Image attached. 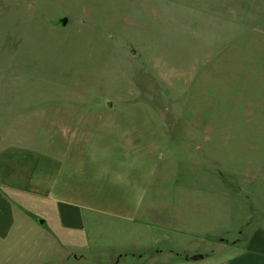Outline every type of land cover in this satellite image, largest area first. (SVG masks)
Returning <instances> with one entry per match:
<instances>
[{"label":"rangeland","instance_id":"obj_1","mask_svg":"<svg viewBox=\"0 0 264 264\" xmlns=\"http://www.w3.org/2000/svg\"><path fill=\"white\" fill-rule=\"evenodd\" d=\"M193 4L0 0V172L23 173L37 188L7 190L26 203L15 200L17 223L0 244V264L110 263L120 250L133 253L134 240L146 242L145 222L157 239L160 225L183 229L196 210L200 222L217 219L195 240L209 251L232 241L226 220L233 225L263 208L264 60L258 47L199 46ZM81 148L85 168L64 167L69 199L74 187L84 190L74 199L90 205L94 193L101 203L114 200L112 186L146 187L137 191V238L128 221L101 213L90 220L96 239L54 236L62 233L51 221L50 175ZM172 232L164 248L190 247ZM151 245L140 248L149 259ZM79 250L85 260H74Z\"/></svg>","mask_w":264,"mask_h":264},{"label":"crops","instance_id":"obj_2","mask_svg":"<svg viewBox=\"0 0 264 264\" xmlns=\"http://www.w3.org/2000/svg\"><path fill=\"white\" fill-rule=\"evenodd\" d=\"M192 12L194 13L196 24L195 40L198 41L199 46L213 47L236 43L243 48L244 52L249 47H258L262 50L256 52V55L262 56L264 60V0H194ZM213 30L217 32L209 33V31ZM71 156L73 157V155ZM85 156V148H81L77 156H74L73 160L71 159L72 162H69V158H67L65 164L53 171L56 177H51L50 175L47 189L48 193L53 196L51 198L54 204L51 221L62 233L61 235H57L53 232L54 236L66 238L63 233H69L70 235L81 233L84 235L83 237L86 242L90 239H96L97 236L95 237L96 234L90 227V220H92L91 216L98 215V213L112 216L117 221H128L131 225L130 227L134 228L131 233H134V236L138 235L137 229L142 225L138 220L139 208L143 202L142 198H140V193L146 187H142L141 185L136 187V183L131 187H109V190L113 189L117 191V197L114 200L110 199L106 201L107 203L105 201L101 203L98 201L99 193H94V197L92 198L95 203L93 202V205L86 204L78 198L74 199L75 193L82 194L84 192L82 188L74 187L71 192L72 197L69 199L68 186L72 180L69 178V173L64 167L74 163L78 164L79 162V166L81 165L80 168H85L83 164ZM96 162L98 164L99 160L97 159ZM95 168L97 169L94 170H100L99 165H96ZM102 168L101 170H105L104 166ZM8 170L13 169L9 168ZM12 173L11 171L9 173L0 172V244L6 242L14 233L18 218V204L23 205L26 203L21 194L17 196L19 199H16V196L14 198L7 190L28 193L37 189L30 181L25 180L23 173H17L15 175ZM51 173L52 170H50ZM259 177L261 179L258 181L264 185V170ZM261 184L252 190L260 192L263 190ZM131 189H133V193L130 191ZM137 191H140V193H137ZM211 203L216 204V201H210ZM262 204V209L252 211V213H255L254 216L248 213L244 220H235L233 225L231 220H226L225 222H228V225H230L228 230L232 233L226 235V237L232 239V241L230 243L214 244L210 249L208 248L209 251L200 250L198 247L199 243H196L195 240L198 238L201 239L203 237L202 233L209 231L208 228L211 223L217 226V219H205L204 222H200L201 219H198L200 211L196 210L192 214V223L184 226L183 229H176L178 232L176 230L172 232L168 225H160L159 228L162 231V235L157 239L152 235L153 224L145 222L144 226L149 230V232L146 231L145 243L134 240L132 243L135 248L133 253L126 256L123 253L124 251L120 250L116 256L117 258L113 262L108 263V260H101L98 264H264V201H262ZM27 206L28 203L25 207ZM188 206L195 207L200 206V204L199 202H191ZM107 207L111 209L115 208L117 213L110 211ZM23 210L25 211V209ZM211 215L216 216V209L210 211ZM45 220L41 219L40 221L37 220V222L43 223ZM202 224L205 225L202 226ZM170 231L187 237L191 241L190 247L182 250H177L175 247L173 249L164 248L163 242L169 241ZM124 237L126 238V236ZM120 238L123 240L122 236H118L116 239ZM159 240L161 245L157 248L156 245ZM120 241L121 239L118 243L115 242V246L119 247ZM122 242L125 243L124 241ZM115 243H113V246ZM142 244H152L153 256L150 259L144 252L146 250L140 249ZM174 249L180 255L173 252ZM195 254H202V257L194 258L193 255ZM88 255L87 251L79 250L77 254H74V260H85Z\"/></svg>","mask_w":264,"mask_h":264},{"label":"water","instance_id":"obj_3","mask_svg":"<svg viewBox=\"0 0 264 264\" xmlns=\"http://www.w3.org/2000/svg\"><path fill=\"white\" fill-rule=\"evenodd\" d=\"M63 24H65V20H63ZM194 258H200L202 257V254H195L193 255Z\"/></svg>","mask_w":264,"mask_h":264}]
</instances>
